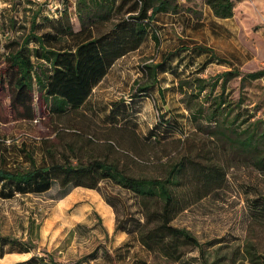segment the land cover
Segmentation results:
<instances>
[{
	"label": "rangeland",
	"instance_id": "374dc122",
	"mask_svg": "<svg viewBox=\"0 0 264 264\" xmlns=\"http://www.w3.org/2000/svg\"><path fill=\"white\" fill-rule=\"evenodd\" d=\"M231 1L233 16L217 19L204 0H176L180 13L158 15L141 46L115 62L79 114L50 121L0 120V159L3 157L11 167L27 166L21 149L39 164L43 136L49 135L47 139L52 140L55 129L62 133L53 142L56 151H67L66 144L71 143L79 148L83 161L91 156L92 150L84 140H76V130L98 139L94 155L103 157L102 129L109 125L132 129L141 139L153 143L146 150L149 155L145 154L152 163L139 165L135 171L158 175L161 163L173 165L186 158L183 191L189 194L195 193L198 172L187 159L222 167L221 186L200 200L191 198L190 207L172 222V226L186 229L198 240L203 255L187 247L180 260H167L139 245L135 234L123 237L114 233V218L124 221L129 230H136L144 221L140 201L126 190L106 182L98 190L68 187L62 191L53 184L42 195L0 198V252L8 249L5 241L9 239L30 240L33 245L28 253H2L0 264H16L32 257L45 262L51 259L52 264H264V171L255 168L244 154L210 137L213 124L205 119L210 102L194 101V83L183 86L181 92L178 89L179 81L198 77L211 84L217 75L234 68L241 74L264 70V0ZM75 3L0 0V53L9 40L29 27L32 11L37 8L41 15L56 21L67 7L72 29L78 31ZM10 19L16 22L13 28L8 26ZM38 25L39 33L51 31L49 22L38 20ZM153 32L158 36V46L151 38ZM195 45L212 49L216 58L193 51ZM180 46L188 51L176 53ZM163 60L157 69V83L141 96L137 88L146 81L142 68ZM240 78H230L224 85L218 80L212 97L222 95L226 102L223 109L230 112L226 122L236 119L233 125L243 129L249 122L264 121V77L243 82ZM200 105L205 117L194 123L190 114ZM203 192L204 187L199 193ZM101 194L115 195L122 201L116 204L117 215L104 212Z\"/></svg>",
	"mask_w": 264,
	"mask_h": 264
},
{
	"label": "trees",
	"instance_id": "16d2710c",
	"mask_svg": "<svg viewBox=\"0 0 264 264\" xmlns=\"http://www.w3.org/2000/svg\"><path fill=\"white\" fill-rule=\"evenodd\" d=\"M204 3L217 19L233 16L231 0H204ZM66 8L59 12L60 17L56 21L41 15V10L37 8L32 11L29 27H24L18 38L4 45V52L0 53L1 121H50L79 114L115 62L141 46L155 18L160 14L180 13L176 0H76L75 14L80 29L74 31ZM38 20L49 22L51 31L39 33ZM15 24L10 19L8 26L13 28ZM105 26L108 28L100 32L99 29ZM151 38L158 46L155 32ZM192 50L216 58L214 51L206 46L195 45ZM181 51L188 49L180 46L176 53ZM164 62L150 63L142 68L146 81L137 88L141 96H145L146 91L157 83V69ZM238 76H241V82L257 80L264 77V70L241 74L234 68L217 75L211 84L198 77L192 81H179L178 89L181 92L183 86L194 83L196 91L191 94L194 101L210 103L206 117L200 105L195 112H191V121L196 123L199 118L205 117L206 123L213 124L211 138L215 137L230 149L244 154L255 168L264 171V128H260L264 126V121H248L243 129L233 125L236 119L227 123L226 116L230 112L223 109L225 100L221 94L212 97L218 80L224 85L230 78ZM103 128V157L94 155L98 139L91 135L87 138L84 132L76 130L73 131L76 140H84V144L92 150L91 156L83 161L78 155L79 148L71 143L66 144L67 151H56L53 142L62 135L58 129L53 131L52 140L47 139L49 135L43 136L39 164L32 154L23 149L20 153L24 155L26 167L8 166L1 157L0 198L10 199L16 194L42 195L53 184H58L62 191L68 187L98 190V186L106 182L132 193L143 209L144 221L137 225L136 230H129L124 221L115 219L114 233L135 234L139 245L167 260H180L186 253L183 248L187 247L198 249L203 255V246L198 240L186 229L172 226V222L190 207L191 198L200 200L210 190L221 186L224 179L222 167L187 159L189 164L197 167L198 172L193 188L195 193L189 194L183 189L186 182L183 161L186 158L173 165L161 163L158 175L135 171L134 168L139 165L152 163L151 157L145 154L149 155L146 150L153 143L141 139L135 131L124 126ZM203 187L204 192L200 194ZM101 197L117 215L116 204H122V201L115 195L101 194ZM32 227L33 223L29 228L32 230ZM5 244L8 249L0 252V256L2 253H28L33 248L30 240L20 242L9 239ZM44 262L42 258L32 257L16 264H52L51 259Z\"/></svg>",
	"mask_w": 264,
	"mask_h": 264
},
{
	"label": "crops",
	"instance_id": "0c3cea01",
	"mask_svg": "<svg viewBox=\"0 0 264 264\" xmlns=\"http://www.w3.org/2000/svg\"><path fill=\"white\" fill-rule=\"evenodd\" d=\"M103 210H104L105 213H108V214H110L112 216V212L113 211H112L111 207H109L106 203H105V205H103ZM114 225H115V218H114ZM119 234L121 236H123V237L126 236V234L124 232H119Z\"/></svg>",
	"mask_w": 264,
	"mask_h": 264
}]
</instances>
